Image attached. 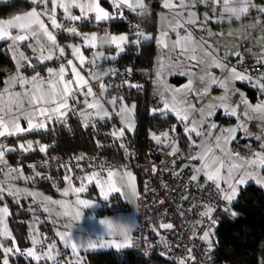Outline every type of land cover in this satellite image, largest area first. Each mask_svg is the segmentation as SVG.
Instances as JSON below:
<instances>
[{
  "label": "snow or ice",
  "instance_id": "obj_1",
  "mask_svg": "<svg viewBox=\"0 0 264 264\" xmlns=\"http://www.w3.org/2000/svg\"><path fill=\"white\" fill-rule=\"evenodd\" d=\"M32 5L29 10L14 14L10 18L0 19V40L10 41L8 50L12 52V60L15 62V73L10 75L5 81V88L0 92V137L6 135L11 136L18 133L32 131L37 129L47 130V122L60 120L67 116L69 111H77L76 105L83 104L85 107L78 109L79 115L84 117L82 126L87 128L89 126L95 127V120L93 118L106 119L111 118L112 113L109 112L105 105H110L116 115L120 116L121 124L119 129H114L111 136L114 140H120L119 147L123 149L126 156L131 157L133 153L129 152L127 145L123 143L125 131H134L135 118L134 113L136 104L129 106L125 102L123 96H112L110 99L100 100L96 96L89 79L98 82V88L101 96H103L108 89V85L103 81L102 76L96 75L89 69L88 76L82 73L85 66L86 57L81 51V45L77 44H61L57 40L56 31L65 32L72 37H81L83 45L96 48L98 42L100 44L114 45L117 49V55L124 51L126 45L135 44L138 47H143L142 42L155 41L158 46L165 49L169 48L165 38L168 37V31H161L159 35L145 32L135 26L132 33L135 40L130 39L129 33L111 34L105 32L103 36H98L96 32L81 33L76 22L85 21L90 22L94 19L97 24L101 22H109L114 18L119 17L124 19L125 9L144 16L150 15L152 6L145 3V0H110V5L113 11H108L101 6L100 0H29ZM203 5L205 8L203 18L198 14L199 7ZM163 8L169 10L173 14V21H170L167 27L176 33V40L172 41L170 51L180 49L178 56H187L189 60L195 61L197 64H202V75L199 76L203 87L197 89L193 86V73L189 72V79L185 85L180 89L167 88L166 91L171 93V99L165 96L164 92H159L160 105L154 106L150 110V115L154 118L159 113L161 116H168L173 114L175 118L184 124V131L188 134L189 146L199 148L200 150L193 155L189 153L187 159L189 161L199 160V166L192 167V174L189 176L190 182H195L198 187L214 186L220 199L230 206L234 200L239 196L241 187H246L249 181H254L255 184L264 188V131L259 135H255L254 139L258 142L259 150H254L252 146H248L247 152L241 153L235 151L230 147L231 141L237 138V132L243 131L245 136H253L248 130V121L256 118L264 121V99L259 100L256 104H251L243 93H240L241 99L239 103L232 106L226 103L227 94L236 91L234 83L237 80H248L253 87L259 89L262 96H264V51L257 54L256 60L259 68L253 70L256 72L255 77L249 73V70L241 72L237 66H229L226 62L230 56L241 57L239 44L234 43L229 37L234 35L231 28L227 33L221 31L219 33L213 32L208 28V22L214 17L223 22L227 20L229 25L235 21H246L252 9H256L257 15L252 17L250 27L260 33V36L252 37L254 44L251 47H259L264 49V4L257 5L255 0H163ZM63 11V21L57 18V11ZM72 9H78L79 14H73ZM210 10V11H209ZM162 18H166L162 15ZM47 21V23H46ZM69 25V26H66ZM192 26L200 29L202 32L206 31L208 37H216L221 40L222 46L225 50L224 56L219 55L220 45L213 46L209 43L203 35L199 40L193 35L190 30ZM178 29H184V35L181 36ZM15 32V34H13ZM241 37L247 38L251 33L247 29H242L239 33ZM46 38V39H42ZM24 41H34L28 43L31 48L33 57L25 55L23 51L19 50V45ZM67 49L71 50L72 58H68ZM18 54V55H17ZM102 55L94 53L93 59L88 63L95 66V57ZM33 58L37 64H33ZM116 57L114 56L113 59ZM61 61L58 68L47 67L45 62ZM74 61L79 62V66ZM242 59L237 60V64H242ZM37 65H45L44 71L47 72V77L42 76L41 72L37 71ZM31 68L33 75L26 77L22 73L23 70ZM70 68L71 78L68 69ZM164 68L163 58L157 59V77L161 76V70ZM210 68H216L221 73H227L223 78L216 77L208 71ZM133 69L131 67L125 70V73L130 75ZM117 75L115 69H109L108 73L102 75ZM182 75L185 73H181ZM254 81V82H253ZM19 85L23 92H13L11 88ZM122 84H127L129 87L140 88L141 85H133L130 80H122ZM212 85H218L224 89V95L215 98L220 101L219 104L210 103L208 111L205 113L201 109V121L198 124L195 120H190L191 110L195 109V105L187 102V95L195 94L197 97H202L209 92ZM116 87H119L117 85ZM86 88V91H85ZM183 93L184 98L177 100V94ZM83 96V101L80 97ZM91 97V101L89 100ZM28 103L30 110L22 111L23 103ZM75 101V103H70ZM119 108L117 109V103ZM241 105L243 106L241 108ZM217 108H223L227 115L234 117L237 120L235 127L221 129L219 135H215V143L208 146L201 141L197 145L195 136L200 137L203 132L200 131L203 123L207 117H211ZM123 114V115H121ZM24 117L27 120L28 128L25 129L20 124V118ZM42 118V119H39ZM34 120L36 121L34 123ZM217 125L212 123L209 129H215ZM175 128L170 126L167 131L159 133L149 131L151 140L157 144L165 145L171 148L169 155L175 156L179 153L180 148L175 137L170 135ZM208 135H214L209 131ZM27 147L24 143L17 146H8L0 144V163L7 165L5 155L7 152H12L17 148L21 151L27 152L32 147V142H27ZM47 145H41L39 151L46 153ZM97 147H102L97 141ZM218 149L220 155H216L213 149ZM76 159L82 160L83 156H78ZM174 162V161H173ZM47 163V161H45ZM63 166V165H62ZM33 169L34 175L24 177L25 180H34L41 176L39 172H35V165H29ZM77 168L81 166L76 165ZM93 167L91 172H81L83 175L73 176L65 174L63 181L66 187L57 189L64 198L74 197L71 199L54 200L50 196H43L45 204H54L59 207L56 212L57 220L61 217L66 219L63 224V230L59 228L55 231L57 240L48 241L45 236L41 240H37L35 236L32 238V247L20 249L14 237L7 227L4 226L0 231V236L9 238L11 243L5 247L4 242L0 240V250H2V264H10L9 254H24L36 264H40L43 260L45 264H84V258L80 256V250H97V249H127L137 247L136 238L133 237V230L136 227L135 222H125L122 219H114L104 217L99 219V230L93 232L88 236H81L77 238L74 234V228L77 223L84 218L83 209L94 208L98 201L83 198L81 194L89 191V185L94 183L95 188L98 189V197L104 202L109 203L113 194H118L119 197L129 200H139L141 193L137 189L136 177L127 165L119 168L113 167L109 163L102 161L99 165H89ZM187 167V165H185ZM226 169V173L222 170ZM153 171H156L153 166ZM11 172H16V179L23 176L22 168H11ZM72 172L71 166H68V173ZM174 175L176 173H173ZM6 176L9 173H5ZM203 177V183L201 182ZM51 179V177H47ZM78 180L79 184L74 182ZM55 187V185H53ZM7 191L9 195L17 197L20 192L19 189L11 187H0V193ZM28 195L34 199L38 194L29 192ZM131 198V200H130ZM162 203V202H161ZM45 212L50 213L49 207H44ZM215 209L210 205H205V210L201 213L203 217L212 219V213ZM224 211L229 212L230 207H225ZM8 214L7 206L0 208V224H3L2 217ZM51 214V213H50ZM230 214L235 217L238 215L235 211H230ZM95 218L94 216L92 217ZM212 224H216L212 220ZM159 228L172 229L174 226L171 223H160ZM153 231H157V227L153 226ZM210 231H204L200 237L208 244V253L213 251V242L210 238ZM146 239V238H145ZM161 242L167 247V242L161 238ZM58 243L62 244L65 249H71V252L61 259V251ZM41 245V250L37 251L36 245ZM186 255L178 259L177 264H198L197 258L193 255V250L185 249ZM147 255V250H145ZM167 253L162 252L161 255ZM211 257H209L210 259ZM260 264H264V257L261 258Z\"/></svg>",
  "mask_w": 264,
  "mask_h": 264
},
{
  "label": "trees",
  "instance_id": "obj_2",
  "mask_svg": "<svg viewBox=\"0 0 264 264\" xmlns=\"http://www.w3.org/2000/svg\"><path fill=\"white\" fill-rule=\"evenodd\" d=\"M145 1L150 6L158 2V0ZM30 6V3L21 0L0 3V19L24 12ZM131 14L141 21L148 33L154 34L156 24L155 8L152 7L150 15L140 16L135 13ZM111 27L113 32H126L122 24L113 22ZM129 36L130 39L135 40L134 36ZM142 43L143 47H138L135 44L126 45L121 54L115 59L108 60L112 69L116 70L117 75H112L107 78H113L114 80V85L107 90L108 96H123L127 103L133 102L136 104L135 130L133 133L127 134L124 139V144L127 145L129 152L133 153L132 156L137 158L141 157L147 150L159 148V144L149 137L150 130L154 131L157 128L167 124H174L177 121L171 113L168 116H161L157 113L154 118L147 112L149 78L142 77L140 73L151 71L155 45L153 41ZM27 54H30V52L27 51ZM247 57L254 62L248 55ZM33 64H37V62H33ZM45 64L47 65V63ZM254 64L258 65L255 62ZM44 67L45 65H37L36 70L43 71ZM129 67L133 69L130 75L136 77L137 85L143 86L144 91H137L136 87H129L127 84H122V80L125 79H122L120 76L126 74L125 70ZM14 70L15 63L12 60L11 52L8 50V43L2 41L0 42V88L4 84L5 79ZM170 82L176 86H180L185 82V78L176 76L171 78ZM117 85L119 87H116ZM240 86L251 102H256L260 97L257 88H253L245 83L240 84ZM217 117H221V112L217 114ZM109 124L110 121H98L95 127L89 126L85 128L82 126L78 117L74 113H71L67 120H56L50 123L47 130H35L11 139V142L16 141V143L19 140L27 138L39 140L48 146L46 153L40 152L37 148L27 152L16 150L15 152L9 153V158L11 161L15 158L27 161L46 154L58 153L71 156L72 154L83 151L86 153L99 152L111 159H125L124 150L119 147V140H114L109 133ZM178 127L181 128L179 125ZM97 141L100 142L102 147H97ZM53 185L62 186L63 178L57 175L35 187L44 192H53ZM93 192H96V190L94 186H91L87 194ZM6 198L9 206V226L15 236L18 247L25 249L29 245L27 238V220L30 218V212L25 202L20 204L12 198ZM230 211H235L238 215L233 217ZM230 211L226 212L224 211V207H221L214 213L216 225L211 240L217 256V263L260 264L259 250L264 241V188L252 182L248 183L246 187H242L238 198L230 206ZM40 215L41 217L43 216L41 213ZM40 227L43 233L52 237V227L48 222L42 220ZM117 253L118 251L114 249L88 251L83 257L84 264H115ZM11 259L15 264H36V262L23 258L20 254H12Z\"/></svg>",
  "mask_w": 264,
  "mask_h": 264
},
{
  "label": "built area",
  "instance_id": "obj_3",
  "mask_svg": "<svg viewBox=\"0 0 264 264\" xmlns=\"http://www.w3.org/2000/svg\"><path fill=\"white\" fill-rule=\"evenodd\" d=\"M12 1L8 0V2ZM21 1L27 2V0ZM124 11V19L116 17L112 21L101 22L100 24H97L93 19L90 22L79 21L76 24L79 29L87 25L100 36H103L105 32L113 33L111 27L113 22L122 24L126 32L132 36H134L132 33L136 25H139L140 29L147 32L139 19L135 18L127 10ZM256 15V10H251L248 16L252 20V17ZM66 26L69 25L66 24ZM179 32L184 34V29H180ZM238 59H242V64H237ZM232 65L237 66L241 72L249 70V73H256L253 70L259 68V65H255L243 53H241L240 58L236 57L232 60ZM259 70L261 71L262 69ZM120 77L130 80L134 85L138 84L135 76L122 74ZM104 82L109 86L108 88L114 85L113 78L106 79ZM94 87L98 88V82L94 84ZM136 90L144 91V88L142 86L139 89L136 88ZM157 105H160L159 94L148 91V114ZM170 126L175 128V131L171 132L170 135L176 138L180 148L179 153L175 156L169 155L170 147L159 144V148L147 150L139 158L128 157L125 151V159H111L99 152L86 153L81 151L71 156L58 153L46 154L27 161L15 158L11 162V168H22V180L29 185L36 186L50 180L47 177L53 178L59 175L63 178L65 174L75 177L83 175V172H91L94 169L89 167V165H99L102 161L117 168L127 165L131 171H135L138 174L140 182L139 192L141 197L138 200L136 227L132 233L138 246L118 251L115 264H177L178 259L186 255V248L193 250V255L197 258L198 264H218L214 249L211 253H208V244L200 237L204 231H208L212 227V220H215L214 213L223 207L225 202L220 199L214 186L208 187L205 185L204 187H198L195 182L189 181L192 167L194 165L197 166L198 160L189 161L187 159L189 153L195 155L196 149L189 146L188 139L181 128L173 124H167L153 132L167 131ZM11 138L12 136L6 135L3 140L9 141ZM248 146H252L254 150H259L258 143L250 138L236 139L230 144L233 150L242 154L247 152ZM78 156H83L84 159L78 161L76 159ZM77 164L81 167L77 168ZM29 165H35V172H39L42 175L34 180H25L24 177L34 175V171ZM68 166L72 168L71 173H68ZM153 166H155L156 171L152 170ZM81 168H83V172H81ZM4 173L5 168L0 166V177ZM173 173L176 174L174 175ZM74 182L78 186L79 181L74 180ZM201 182L203 183L202 176ZM63 184L66 187L64 181ZM93 184L89 185V188ZM205 205H210L215 209L211 220L201 215L205 210ZM160 223H171L174 227L172 229L159 228L158 225ZM153 226L157 227L159 234H157V231H153ZM46 237L48 241L53 240L48 235ZM162 237L167 242V247L161 242ZM5 242L8 246L11 243L9 238H6ZM36 249L40 251L41 245L36 246ZM145 250H147V255ZM162 252L167 254L161 255ZM209 257L211 258L209 259Z\"/></svg>",
  "mask_w": 264,
  "mask_h": 264
},
{
  "label": "rangeland",
  "instance_id": "obj_4",
  "mask_svg": "<svg viewBox=\"0 0 264 264\" xmlns=\"http://www.w3.org/2000/svg\"><path fill=\"white\" fill-rule=\"evenodd\" d=\"M252 10H256V9H252ZM204 11H205V8L203 7V9L200 12L202 14L201 18H203ZM198 14H199V12H198ZM162 15L166 18H162ZM162 15L159 17V19L157 16V31L158 32L168 31V37H166L165 40L168 43L169 48L165 49L162 46H158L154 41L155 52L153 55L152 66H151V71H150L154 74V77L152 79L149 78V84L148 85H149V91H153V92L158 93V94H159V92H164L165 96L168 97L169 99H171V93L166 91V89L167 88H174V89H180L181 88V87H177L175 84L170 82V79L172 77H175V76L185 77L186 81H188V79H189L188 73L191 72V73H193V77H192L193 78V86L197 89H202L203 85H202L201 81L199 80V76L203 74L201 72V69L204 67V65L197 64L195 61L189 60L187 56H178V53L180 52L179 48H177L176 51H170V49L172 47V41L176 40V33L174 31H171L167 27V25L170 21H173V19H170V16L168 14L163 13ZM216 19H218V17L214 16L208 22V28L211 29L213 32H217V33L221 32V31H224L225 33H227L228 29L231 28L234 35L232 37H229V39H231L234 43L239 44V50L241 53H243L245 55H251L253 57V59L256 60L257 54L261 51H264V49H261L259 47H251V50L249 51L250 45L255 43L253 41L252 37L258 38L260 36V33L258 31H256L255 29H252L250 27L251 19L249 18V16L247 17L246 21H235L231 25H229L227 20H225L226 22H224V21L218 22ZM242 29H247L251 33V36H249L247 38L241 37L239 35V33L241 32ZM190 30L193 32V35L196 37L197 40H199L200 36L203 35L205 37V39H207L209 41V43L213 44L214 47L217 45H220L221 47H220L219 55L224 56L225 50L222 46L221 40L217 39L216 37H208L206 31L202 32L200 29L196 28L195 26H192ZM121 33H127V32H121ZM180 35L183 36V34H180ZM114 52H115L114 54H112V53L108 54L109 56H107V57L111 58L114 56H118L117 55V49H115ZM120 53H122V52H120ZM158 57H162L163 63H164V68L161 70V76L160 77H157V75H156ZM103 58L104 57L101 58V61L103 60ZM235 58H236V56H230L228 58V60L226 62L229 64V66H233L232 60ZM109 69H112L111 65L108 62H105L104 67L102 69L98 70V74L102 75L104 73H108ZM208 71L210 73H212L214 76L220 77V78H223V76L227 75L226 72L222 74L221 71L219 69H216V68H210V69H208ZM262 71H264V69H262ZM181 73H185V74L182 75ZM250 74L253 75L254 77L256 75V73H250ZM110 76H112V74H110V73L108 75H102L103 81L106 80ZM244 83L253 87L252 83H250L248 80H237V81H235L234 88L236 91L229 92L227 94V99L225 101L226 103H228L232 106L237 105L241 99L240 93H243L244 96L248 99V101L253 105L256 104L259 100L264 99V96L261 95L259 89L257 88V91H258L260 97L258 98V100L256 102H251L249 100V98L247 97L243 88L239 85V84H244ZM253 88H256V87H253ZM93 89L96 92L97 98L102 100V101L105 99H110L112 97V96H108L107 92L103 96H101L99 88H97V87L93 86ZM224 94H225L224 89L220 88L218 85H212L209 89V92L207 94L203 95L202 97H197V96H195L194 93L187 95V102L195 105V109L191 110L190 120H195L199 124L201 121V111L200 110L203 109L204 112L206 113L208 111L207 106L210 103L219 104L220 101L218 99H215V98L221 97ZM182 98H184V94L178 93L177 94V100H180ZM83 99H84V97L81 96L80 100L83 101ZM91 99L92 98L89 97L90 101H91ZM72 103L74 104L75 101H72ZM127 104L129 106H131L133 104V102H130ZM105 106L108 108L109 112L112 113L111 118H106L103 120L99 119V118H93V119L95 120V124H97L98 121H102V122L110 121L109 133L111 134V132L114 129H119L123 125L121 124L120 116L116 115L115 112H113L112 107L110 105H105ZM119 106L120 105L118 102L117 106H116L117 109L119 108ZM84 107L85 106L82 103L79 105H76L77 111H69L67 113V116L65 118L60 119V120H67L69 115L71 113H74L78 117V119L81 121V123L83 124L84 117L79 115L78 109L84 108ZM242 107L243 106L241 105V108ZM219 111H221L223 113V115H225L226 117H223V116L217 117V114L219 113ZM121 115H123V114H121ZM134 118H135V113H134ZM212 123H215L217 125V127L215 129H209V125ZM173 125H175V126L179 125L181 127V129L184 131V124L181 123L180 121L177 120ZM236 125H237V120L234 117L227 115L223 108H217L211 117L206 118L205 122L203 123L202 127L200 128V131L203 132V135L200 137H197V136H195V133H193L192 134L193 139L196 140L197 145H200L201 141H204V143L206 145L212 146L215 143V135H219L221 129H227L229 127H235ZM249 125H250V121H248V127H249ZM135 126H136V122H135ZM134 130H135V127H134ZM209 131L214 133V135L210 137L208 135ZM133 132L134 131H131V132H129L127 130L125 131L123 143H124V139L127 136V134L133 133ZM184 133L188 137V134L185 131H184ZM238 134L244 135V132L238 130L237 136H238ZM29 141L32 142V147L28 151L36 149V148L40 149V146L44 145L39 140H33L32 138L19 140L18 145L20 143H24L25 147H27L28 146L27 142H29ZM119 142H121V141L119 140ZM0 144H2L1 140H0ZM7 145H9V144H7ZM195 149H196V152L200 150L199 148H195ZM213 151L216 155H220V152L218 149L214 148ZM199 164H200V161L198 160L197 166H199ZM8 172L9 171H7V170L5 171V173H8ZM132 172L136 177V185H137V189L139 191V181H138V176H137L138 174L135 171H132ZM222 172L226 173V169L222 170ZM5 173H4V176L1 180V184L4 186V188L11 187L13 189H19L20 192L18 193V196L17 197L11 196V197H13L12 199L18 201L20 204L25 202V204L27 205L28 210L30 212V218L27 220V238L29 241V245L27 246V248L32 247L31 241H32L33 236H35V238L37 240H41V239H43V237L47 236L46 233H43V231L41 230V227H40L42 220L48 222L51 225L52 232H53L52 239L58 241V237L55 236V231L57 228H59L60 230H63L62 226L66 222V219L61 217L57 220L56 212L60 210L59 207L57 205L50 204V203L45 204V202L43 201V196H50L54 200H60V199L74 200V197L64 198L61 196L60 192L57 191V189L62 190L63 188H65V186L63 187V186L55 185L53 192H44L41 189H39L35 186H31L28 183L24 182V180H22L21 177L16 178V179H12V177H17L16 172H13L9 176H6ZM5 192L8 193L7 191H5ZM29 192H35V193L42 194V195H37L36 198L34 199L32 196L28 195ZM81 195L83 198H89V199L97 200L98 203H97V206L94 208L83 209L84 218L81 221H79L77 223L76 228H74V234L77 238H79L81 236L86 237V236L92 234L93 232L99 230L101 227L99 225V222H98L99 219H102L104 217H109V218L124 220V216L127 215L128 213H130L129 212V206L126 204V200L123 198L118 199L117 197H115V198L111 199L109 203H106L102 199H99L97 191L93 192L91 194L83 193ZM132 201H133V204H135V202H137V200H132ZM234 201L232 202V204L234 203ZM4 206H7L8 214L4 215L2 217L3 224H0V231L3 230L4 226H6L8 231L11 232L12 237L15 238V236L13 235L12 230L9 226V221H8L9 220L8 219V217H9V206H8L7 198L5 197V194L3 192V193H0V208H3ZM45 206L49 207L51 214L49 212L44 211ZM226 206L230 207V206L226 205V203H225V205L223 207L225 208ZM40 213L43 214L42 217H41ZM93 216L95 217L94 219L92 218ZM215 225L216 224L212 225V227H210L208 230V231H210V234H211L210 238H212V233L214 231ZM5 239H6V237L0 236V240H2L4 242L5 247H7L8 244L5 242ZM16 243H17V241H16ZM60 245L66 251L67 255L71 252L70 248L65 249L62 244H60ZM102 250H106V249H97V250H88V251H102ZM88 251L81 249L80 250V256L84 257L85 253ZM2 255H3L2 250H0V264H2ZM9 257H10V264H15L13 262V260L11 259L12 254H9ZM262 257H264V241H263L262 247L259 250L260 261H261Z\"/></svg>",
  "mask_w": 264,
  "mask_h": 264
},
{
  "label": "crops",
  "instance_id": "obj_5",
  "mask_svg": "<svg viewBox=\"0 0 264 264\" xmlns=\"http://www.w3.org/2000/svg\"><path fill=\"white\" fill-rule=\"evenodd\" d=\"M256 2V4L257 5H261V4H264L263 2H264V0H255ZM5 2H8V0H0V3H5ZM27 2L29 3V0H27ZM176 2H178V0H176ZM100 3H101V6L102 7H104L106 10H108V11H112V8H111V5H110V0H100ZM145 3H147L146 1H145ZM157 3H159V7L156 9V24H155V32H154V35H159L160 34V32H158L157 31V16H158V19H159V17L163 14V13H165V14H168L169 16H170V19H173V14L169 11V10H167V9H164L163 8V0H158V2ZM31 5V4H30ZM32 6V5H31ZM30 6V7H31ZM203 5H201L200 7H199V15L202 17V14L200 13L201 12V10L203 9V7H202ZM30 9V8H29ZM28 9V10H29ZM125 10H127V9H125ZM27 11V10H26ZM128 12H130V13H133V12H131V11H129V10H127ZM25 12V11H24ZM72 12H73V14H76V15H78L79 14V10L78 9H72ZM20 13H23V12H20ZM17 14H19V13H17ZM136 14V13H135ZM11 16H9V17H6V18H10ZM57 18L59 19V20H61V21H63V11L61 10V9H58V11H57ZM1 19H3V18H1ZM218 22H221L219 19H216ZM224 22H226L225 20H224ZM46 23H47V21H46ZM180 30V29H179ZM178 30V31H179ZM79 31L81 32V33H92V32H94L89 26H87V25H84V26H82L80 29H79ZM13 34H15V32L13 33ZM56 36H57V40H58V42L59 43H61V44H68V43H72V44H77V45H81V51L83 52V54H84V56L86 57V62H85V66L83 67V69H82V73L87 77L88 76V72H89V69L91 68V70H92V72L94 73V74H96V75H100V76H102L101 74H98V70H100V69H102L103 67H104V63L105 62H108V60H112L113 59V57H111V58H109V57H107V56H109L108 54H114L115 52H114V50L116 49L115 48V46L114 45H112V46H109L108 44H100L99 42H98V46L96 47V48H92L91 46H87V45H83V41H82V38L81 37H72L70 34H68V33H65V32H61V31H59V30H57L56 31ZM112 34H121V32H119V33H116V32H113ZM184 35V34H183ZM98 36H100V35H98ZM42 39H46V38H42ZM2 41H4V40H0V42H2ZM5 42H7L8 43V45H9V43H11L10 41H5ZM30 42H32V43H34V41H24V42H21L20 43V45H19V50L20 51H23L24 53H25V55H27V56H29V57H33V53H32V50H31V48H29L28 47V43H30ZM153 42H154V40H153ZM155 45V44H154ZM124 49H125V47H124ZM27 51H29L30 52V54H27ZM67 51V53H68V58H72V56H71V50L70 49H67L66 50ZM94 53H100V54H102V55H97L96 57H95V66H93L92 64H90V63H88V61H91L92 59H93V54ZM121 54V53H120ZM11 55H12V52H11ZM18 55V54H17ZM250 58H252L253 59V57L251 56V55H248ZM102 57H104L103 58V60L101 61V58ZM107 57V58H106ZM115 57H117V56H115ZM233 58V57H232ZM33 62H37L36 60H35V58H33ZM254 60V62L256 63L257 61L255 60V59H253ZM61 61H55V62H53V61H48V62H45V63H47V67H53V68H58L59 67V63H60ZM75 63H77V65L79 66V62L78 61H74ZM15 63V62H14ZM109 63V62H108ZM30 69L31 68H29V69H27L26 71L25 70H23L22 69V73H23V75L24 76H26V77H31L32 75H33V71H30ZM16 70V69H15ZM15 70H14V72L13 73H11L10 75H12V74H14L15 73ZM38 71V70H37ZM262 71V70H261ZM39 72H41V75L42 76H45V77H47V72L46 71H44V69H43V71H39ZM68 72H69V75H68V77L67 78H71V75H70V68L68 69ZM9 75V76H10ZM8 76V77H9ZM7 77V78H8ZM176 77V76H175ZM6 78V79H7ZM173 78V77H172ZM185 78V77H184ZM5 79V80H6ZM89 82L92 84V86H94V84L95 83H97V81L96 80H92V79H89ZM187 83V81H186V78H185V82L182 84V85H185ZM182 85H180V86H177V87H181ZM240 85V84H239ZM4 88H5V83L2 85V87L0 88V92H2L3 90H4ZM85 90H86V88H85ZM11 91H13V92H23V89L17 84V85H15V86H13L12 88H11ZM70 103H72V101L70 102ZM30 110V108H29V105H28V103L26 102V100H25V102L23 103V108H22V111H29ZM219 112H221V111H219ZM226 117L225 115H223V113L221 112V117ZM39 119H42V118H39ZM177 120V119H176ZM250 121V125H249V127H248V130L253 134V136H245V134L244 135H242V134H238V136H237V138L236 139H243V138H250V139H254V136L255 135H259L262 131H264V122L263 121H261V120H259V119H256V118H253V119H251V120H249ZM20 124H21V126L23 127V128H25V129H27L28 128V123H27V120L24 118V117H21L20 118ZM36 121L34 120V123H35ZM50 123H52V121H49V122H47V124L49 125ZM37 130H40V129H37ZM32 131H35V130H32ZM32 131H26V132H22V133H18V134H15V135H11L12 136V138L11 139H13L14 137H17V136H19V135H23V134H26V133H28V132H32ZM187 137V136H186ZM11 139L9 140V141H4L3 140V137H0V140H1V142H2V144H4V145H7V144H9L8 146H16V144L18 145V143H16V141H14V142H11ZM235 139V140H236ZM255 140V139H254ZM232 141H234V140H232ZM231 141V142H232ZM16 150H19L18 148L16 149ZM16 150H14V151H12V152H15ZM12 152H7L6 153V155H5V160L7 161V165H5V164H3V163H0V166H3L4 168H5V171L7 170V171H9L8 173H9V175H11L13 172H11L10 171V169H11V160H10V158H9V153H12ZM8 175V176H9ZM3 176H4V174H3ZM3 176L2 177H0V187H2L3 185L1 184V180H2V178H3ZM138 176V175H137ZM21 177V176H20ZM19 178V177H18ZM8 179V178H7ZM9 180V179H8ZM7 180V181H8ZM138 181H139V176H138ZM249 182H252V183H255L254 181H249ZM139 185H140V182H139ZM63 187L65 186L64 184L62 185ZM93 186L95 187V185L93 184ZM4 187V186H3ZM95 190L98 192V189H96L95 188ZM4 194H5V197H9V198H13V197H11V195H9L8 193H6V192H4ZM115 197H117L118 199H121V197H119V195L118 194H113V196L110 198V200L111 199H113V198H115ZM130 200H131V198H130ZM126 204L129 206V212L130 213H128L127 215H125L124 216V221L125 222H135V224H136V219H137V210H138V200H137V202H135V204H133V201H131V202H129L128 200H126ZM39 244H37L36 246H38ZM58 247H59V249H60V251H61V253H62V255H61V259H63V257L64 256H67V253H66V251L61 247V245L58 243ZM26 249V248H25ZM106 250H109V249H106ZM115 250V249H114ZM122 250V249H121ZM117 251V250H116ZM120 251V250H119ZM23 258H25V259H27V260H30V261H32V262H35V261H33V260H31L30 258H28L26 255H24V254H20ZM40 263H43V264H45V262L42 260Z\"/></svg>",
  "mask_w": 264,
  "mask_h": 264
},
{
  "label": "water",
  "instance_id": "obj_6",
  "mask_svg": "<svg viewBox=\"0 0 264 264\" xmlns=\"http://www.w3.org/2000/svg\"><path fill=\"white\" fill-rule=\"evenodd\" d=\"M153 8L157 9L159 7V3H154L152 5ZM140 75L145 78H153L154 74L152 72H141Z\"/></svg>",
  "mask_w": 264,
  "mask_h": 264
}]
</instances>
